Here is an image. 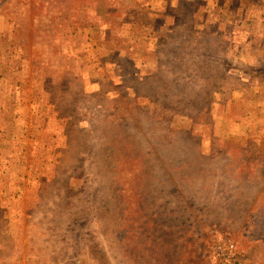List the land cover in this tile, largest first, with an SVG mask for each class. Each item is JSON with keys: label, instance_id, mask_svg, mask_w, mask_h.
Wrapping results in <instances>:
<instances>
[{"label": "rangeland", "instance_id": "obj_1", "mask_svg": "<svg viewBox=\"0 0 264 264\" xmlns=\"http://www.w3.org/2000/svg\"><path fill=\"white\" fill-rule=\"evenodd\" d=\"M193 249L264 264V0H0V264Z\"/></svg>", "mask_w": 264, "mask_h": 264}, {"label": "trees", "instance_id": "obj_2", "mask_svg": "<svg viewBox=\"0 0 264 264\" xmlns=\"http://www.w3.org/2000/svg\"><path fill=\"white\" fill-rule=\"evenodd\" d=\"M183 12H187V13H189V15H193V8H191L190 6L185 4V8L183 9ZM175 35L178 36L179 34H175ZM164 42H166V41H164ZM171 44H173V43H171ZM154 153H155V151L152 150L151 154H154ZM220 191H222V190H220ZM144 217H145V219H144ZM82 218L79 216H76V218H74V219L76 222H78V221H82ZM138 218H139V221H138V223L135 224L136 231L144 230L145 228H151L152 230H156V233L158 234V232H160V230L163 227L162 224H164L163 221L159 220L157 217L152 216V215H150V216H147V215L146 216H139ZM85 223H86V221L83 222V225H86ZM163 236L168 238L169 232H165L163 234ZM188 254L190 256H188L187 264H198L200 258L197 255V250L193 249L190 252H188Z\"/></svg>", "mask_w": 264, "mask_h": 264}]
</instances>
